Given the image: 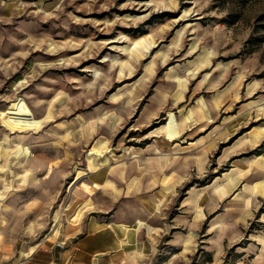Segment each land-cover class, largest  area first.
Wrapping results in <instances>:
<instances>
[{"label": "rangeland", "instance_id": "374dc122", "mask_svg": "<svg viewBox=\"0 0 264 264\" xmlns=\"http://www.w3.org/2000/svg\"><path fill=\"white\" fill-rule=\"evenodd\" d=\"M138 38L150 47L133 46ZM204 48L219 49L215 63H235L244 77L236 110L250 99L263 113L264 0H64L52 12L0 20V253H9L0 263L21 260V237L51 227L91 149L148 142L159 121L139 119L151 96L176 95L188 82V95L210 96L197 88L209 69L192 83L186 73ZM213 166L189 183L223 170Z\"/></svg>", "mask_w": 264, "mask_h": 264}, {"label": "crops", "instance_id": "0c3cea01", "mask_svg": "<svg viewBox=\"0 0 264 264\" xmlns=\"http://www.w3.org/2000/svg\"><path fill=\"white\" fill-rule=\"evenodd\" d=\"M63 1L0 0V20L52 12ZM219 52L201 49L203 58L186 65L191 83L209 69L197 88L210 96L188 95L187 76L177 75L188 89L151 96L140 116L142 124L159 121L146 144L90 150L51 227L21 237V264H264V150L250 152L264 142V120L253 123L264 112L250 99L236 110L244 77L235 63H215ZM181 103L191 106L170 109ZM213 164L223 170L184 190Z\"/></svg>", "mask_w": 264, "mask_h": 264}, {"label": "trees", "instance_id": "16d2710c", "mask_svg": "<svg viewBox=\"0 0 264 264\" xmlns=\"http://www.w3.org/2000/svg\"><path fill=\"white\" fill-rule=\"evenodd\" d=\"M166 14H173V15H178V14H175L173 13L172 11H166ZM128 30H131V29H128ZM157 123H153L151 126L154 127ZM264 150V142L259 145V147H257L256 149L254 150H251L250 152H263ZM195 184V182H191L189 183L186 188H189L191 185ZM264 210V205L261 207V211ZM251 227H254V222L251 224Z\"/></svg>", "mask_w": 264, "mask_h": 264}, {"label": "bare ground", "instance_id": "6f19581e", "mask_svg": "<svg viewBox=\"0 0 264 264\" xmlns=\"http://www.w3.org/2000/svg\"><path fill=\"white\" fill-rule=\"evenodd\" d=\"M145 41V39H143V38H138V39H136L133 43H132V45L133 46H135V47H139V45H146V48L148 49L149 47H150V44L149 43H145L144 42ZM142 49V48H141ZM190 116V115H189ZM252 140V139H251ZM28 150V152L30 153V150L29 149H27ZM22 155V154H21ZM23 155H24V152H23Z\"/></svg>", "mask_w": 264, "mask_h": 264}, {"label": "built area", "instance_id": "2783aa9c", "mask_svg": "<svg viewBox=\"0 0 264 264\" xmlns=\"http://www.w3.org/2000/svg\"><path fill=\"white\" fill-rule=\"evenodd\" d=\"M0 264H2V263H0ZM12 264H21V262H20V261H18V262L12 263Z\"/></svg>", "mask_w": 264, "mask_h": 264}]
</instances>
